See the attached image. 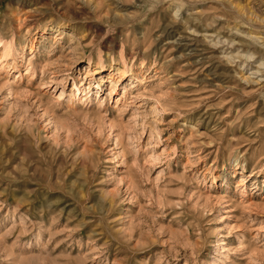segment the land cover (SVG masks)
Listing matches in <instances>:
<instances>
[{
    "label": "rangeland",
    "instance_id": "374dc122",
    "mask_svg": "<svg viewBox=\"0 0 264 264\" xmlns=\"http://www.w3.org/2000/svg\"><path fill=\"white\" fill-rule=\"evenodd\" d=\"M0 264H264V0H0Z\"/></svg>",
    "mask_w": 264,
    "mask_h": 264
}]
</instances>
